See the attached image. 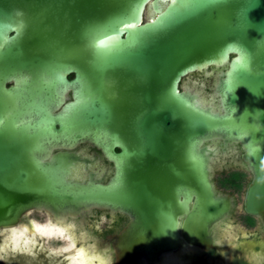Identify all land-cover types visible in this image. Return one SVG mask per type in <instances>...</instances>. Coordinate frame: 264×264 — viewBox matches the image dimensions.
Masks as SVG:
<instances>
[{"label":"water","instance_id":"95a60500","mask_svg":"<svg viewBox=\"0 0 264 264\" xmlns=\"http://www.w3.org/2000/svg\"><path fill=\"white\" fill-rule=\"evenodd\" d=\"M110 23L98 56L90 29ZM83 143L113 164L106 181L79 169ZM234 144L242 209L264 227V0H0V232L34 211L73 227L110 210L129 217L95 246L114 264L185 247L182 261L216 248L224 262L214 226L234 198L212 175Z\"/></svg>","mask_w":264,"mask_h":264},{"label":"rangeland","instance_id":"374dc122","mask_svg":"<svg viewBox=\"0 0 264 264\" xmlns=\"http://www.w3.org/2000/svg\"><path fill=\"white\" fill-rule=\"evenodd\" d=\"M190 76V81L197 79ZM204 83V92H210L212 77L198 80ZM199 85V84H198ZM209 88V89H208ZM216 172L217 189L219 192L230 191L224 188L218 181L224 177ZM247 176V175H246ZM236 198L234 214L226 222L227 228L219 230V240L222 244L231 246L223 252L224 262L218 264H233L235 260H241L247 264H264V238L262 230H259L257 221L252 226L244 223L242 210L243 188L233 190ZM27 220L35 225V230L28 233L25 229L0 232V264H114L113 259L106 255L95 254L94 247L100 243L111 225V220L104 215L86 216L83 222L75 220L72 226L65 230L54 226L47 214L41 212L30 213ZM71 225V224H70ZM60 226V225H59ZM61 227V226H60ZM98 251H102L99 248ZM112 251L109 250L108 254ZM196 256L184 258L181 261H173L169 264H196Z\"/></svg>","mask_w":264,"mask_h":264},{"label":"flooded vegetation","instance_id":"af4514ba","mask_svg":"<svg viewBox=\"0 0 264 264\" xmlns=\"http://www.w3.org/2000/svg\"><path fill=\"white\" fill-rule=\"evenodd\" d=\"M189 78V77H188ZM188 78L184 79L183 82L187 83L188 85H192L194 81H190ZM192 78H195L198 80L203 79L204 77L202 76V74H194ZM209 89V88H208ZM210 91V89H209ZM210 93V92H208ZM228 153L227 155H225L223 152H219V159L216 162L215 168H214V172L212 175V182L213 185L216 189V192L220 193V194H229L234 198V206L232 207V210L229 214V218H231L234 214L235 211V206H236V198L234 196V191L236 190L234 187V183L233 180L230 178L234 177L232 176L233 174L240 175V178L237 179V177L235 178V183L238 182L241 187L239 190H241L243 188V194H244V190L247 186V184L250 181V173L248 172V170L246 169L245 165L240 162V156L243 152L242 148L240 147V145L238 144H234L232 146V148L230 149L228 147ZM116 151L118 152V150L116 149ZM73 152L80 154V156L82 157H87L88 161H90L89 167L87 171H83V165L81 164L79 166V169H81L82 172L84 173H97V175L100 177L103 174L106 173L105 175V181L111 177L112 173H113V164L111 162H109L108 160H106L104 158V156L100 153V151H98L96 148H94L92 145L88 144V143H83L78 145ZM216 172H220V175L224 174V177L219 178L218 181L220 182L221 185L224 186V188L230 190L227 192H219L217 189V184L216 183V179L214 177ZM219 175V176H220ZM247 175V176H246ZM238 190V191H239ZM243 210V209H242ZM35 213H39L34 211ZM244 215V223H246L248 226H252L248 220V217L250 215H247L246 213H244V211H242ZM32 213V212H31ZM43 214H46L44 212H41ZM100 216V215H104L106 217V219L111 220V226L108 227L107 232L104 234V239H106L109 235L117 233L124 225H126V223L129 221V217L123 213H119V212H112L110 210H98V209H93L89 214H86L83 217V220L86 216ZM251 218H253L254 222L257 221L258 223V227L260 228L259 230H262V237L264 238V227L261 225V223L259 222V220L253 216H250ZM228 219L225 222H220L218 223L216 226H214V230H215V235L217 236L219 234V230H221L222 228H227L226 222L228 221ZM81 221L80 219H76ZM102 240H100L101 244ZM111 246V245H110ZM231 246V245H230ZM111 248V247H110ZM221 251H219L216 248L210 249L208 251H200L199 253L194 254L197 258L196 260V264H212V260H216L218 259V257H220Z\"/></svg>","mask_w":264,"mask_h":264},{"label":"snow or ice","instance_id":"6c2138e0","mask_svg":"<svg viewBox=\"0 0 264 264\" xmlns=\"http://www.w3.org/2000/svg\"><path fill=\"white\" fill-rule=\"evenodd\" d=\"M114 23H123V29H121V31L125 29H136L137 28L135 23H124L123 21H119V20L115 21ZM110 27H111V23L93 27L92 29H90V35L93 37L92 47L98 56H106L110 51L114 50L112 48L105 47V45H106V40L108 39L115 40L116 39L115 36L105 35V38L103 39H96V37L106 34ZM140 30L142 29H138L136 32L130 33L132 40L138 41L139 37L141 36Z\"/></svg>","mask_w":264,"mask_h":264},{"label":"bare ground","instance_id":"6f19581e","mask_svg":"<svg viewBox=\"0 0 264 264\" xmlns=\"http://www.w3.org/2000/svg\"><path fill=\"white\" fill-rule=\"evenodd\" d=\"M53 224H54V226H56V227H52V229H54V228H57V229H60V230H65V228L64 227H66L65 225H67L68 227L69 226H71L72 225V223L69 221H67L66 223H64V224H58V223H55V222H53ZM71 224V225H70ZM61 227H60V226ZM62 226H64V227H62ZM20 228H22L23 230L25 229L28 233H32L36 228H35V225L34 224H32V222L29 224V225H24V224H22L21 226H18V227H15V228H11L10 229V231H13L14 229H20ZM55 230V229H54ZM97 246V245H96ZM99 248H101V247H94V253L95 254H99V255H103V252L101 251H98L99 250ZM188 248V247H187ZM186 247L185 248H182L181 250H179V251H175V252H171V253H167V254H163V255H161V258H160V260L158 261V263H155V264H169V263H172L173 261L175 262V261H181L182 260V255H183V252L187 249ZM103 249V248H102ZM103 251H104V249H103Z\"/></svg>","mask_w":264,"mask_h":264},{"label":"trees","instance_id":"16d2710c","mask_svg":"<svg viewBox=\"0 0 264 264\" xmlns=\"http://www.w3.org/2000/svg\"><path fill=\"white\" fill-rule=\"evenodd\" d=\"M232 176H234V177H231L230 180L231 179L233 180L235 189L236 190H239L240 187H241V185L238 182L235 183V178L237 177V179H239L240 178V175H237L236 176V174H233ZM248 220H249V222H250L251 225L254 223L253 218H251L250 216L248 217ZM233 264H247V263L244 262V261H241V260H235V261H233Z\"/></svg>","mask_w":264,"mask_h":264}]
</instances>
